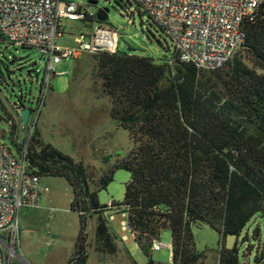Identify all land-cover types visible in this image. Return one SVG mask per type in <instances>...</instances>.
<instances>
[{"label": "trees", "instance_id": "1", "mask_svg": "<svg viewBox=\"0 0 264 264\" xmlns=\"http://www.w3.org/2000/svg\"><path fill=\"white\" fill-rule=\"evenodd\" d=\"M129 1L137 14H146ZM244 30L243 56L233 55L214 71L182 63L176 53L163 62L119 51L91 55L100 81L96 90L109 100L110 117L134 141L128 156L96 181L82 162L43 143L36 133L18 143L13 120V147L6 146L15 158L40 177H65L72 188L71 210L80 217V231L68 264H86V223L94 215L96 250L116 254L108 207L99 203L98 191L108 187L117 169L128 171L130 180L123 203L112 205L128 212L130 232L149 258L147 264H162L151 252L166 230L172 244L169 264H207V256L196 248L197 225L220 235L218 264H244L239 244L231 250L225 245L228 235L239 241L252 218L264 216V5ZM0 40H5L1 34ZM42 89L43 84L41 95ZM15 108L22 123L18 111L25 105Z\"/></svg>", "mask_w": 264, "mask_h": 264}, {"label": "rangeland", "instance_id": "2", "mask_svg": "<svg viewBox=\"0 0 264 264\" xmlns=\"http://www.w3.org/2000/svg\"><path fill=\"white\" fill-rule=\"evenodd\" d=\"M97 1V5H89ZM83 6L84 10L97 13L98 9L108 10V20L102 25L117 32L118 51L139 57H150L156 61H171L175 50L171 40L163 31L152 24L146 14H137L136 6L129 0H61ZM129 8L134 15H129ZM132 21L130 24L129 21ZM65 36L62 45L85 40L93 28L92 23L65 20ZM242 55L241 49L236 51ZM234 54V55H235ZM47 56L37 49L17 48L7 40H0V130L5 145L13 147L11 130L16 123L15 140L27 143L37 134L40 141L50 144L76 162H82L96 181L102 174L124 160L134 149L130 133L110 117L109 100L100 96L97 80V65L88 54L79 60L70 58L61 61L51 75L47 90L43 89V103L37 125L30 134L31 125L24 127L15 106L21 102L34 108L41 96ZM9 117V119H8ZM130 173L117 169L112 182L106 189L98 191L101 205L123 203L125 187ZM42 194L39 209L23 208L19 212V257L14 255L13 264H68L75 251L80 231V217L71 210L73 191L65 177H40ZM108 227L114 234L116 254L101 253L95 246L96 215L87 219L86 233L90 246L87 248L86 264H147L146 257L136 245L130 231L123 230L126 217L122 206L107 211ZM259 230V236L255 231ZM196 248L207 256V264H218L220 235L206 225L193 228ZM246 237V239H245ZM158 242L171 245V233L162 232ZM240 242V243H239ZM240 260L244 264H264V216L257 214L245 227L239 241ZM156 263H171V250L163 248L152 251Z\"/></svg>", "mask_w": 264, "mask_h": 264}, {"label": "built area", "instance_id": "3", "mask_svg": "<svg viewBox=\"0 0 264 264\" xmlns=\"http://www.w3.org/2000/svg\"><path fill=\"white\" fill-rule=\"evenodd\" d=\"M170 38L180 62L197 69L214 71L224 67L246 40L245 24L256 19L264 0H134ZM61 0H0V34L15 47L37 49L47 56L43 90L56 66L63 60L79 59L84 54L116 53L119 36L103 27L96 13L83 6ZM65 20H90L94 25L88 40L63 46ZM129 23H132L130 20ZM41 97L43 98V92ZM42 101L31 108L30 134L37 125ZM44 190L40 176L28 170L0 142V264H13L19 257V212L39 208ZM112 203L107 211H113ZM123 230L130 231L129 214ZM106 218L112 219L106 212ZM172 246L154 242L152 251Z\"/></svg>", "mask_w": 264, "mask_h": 264}, {"label": "water", "instance_id": "4", "mask_svg": "<svg viewBox=\"0 0 264 264\" xmlns=\"http://www.w3.org/2000/svg\"><path fill=\"white\" fill-rule=\"evenodd\" d=\"M97 1H89V5L96 6ZM96 19L98 22L105 23L108 20V10L107 9H98L96 13ZM18 114L22 120V124L24 127L28 125L29 118L31 115V109L28 107L22 108L18 111ZM4 138V132L0 130V140ZM237 236L236 235H228L226 239V249L231 250L235 247Z\"/></svg>", "mask_w": 264, "mask_h": 264}, {"label": "crops", "instance_id": "5", "mask_svg": "<svg viewBox=\"0 0 264 264\" xmlns=\"http://www.w3.org/2000/svg\"><path fill=\"white\" fill-rule=\"evenodd\" d=\"M92 32V31H91ZM91 32L88 34V35H86V38H88L89 36H90V34H91ZM63 40H61L59 43H61ZM76 42H78V41H75V42H73L72 44H70V45H63V46H73ZM62 45V44H61ZM89 55V54H88ZM91 56V55H90ZM81 58V57H80ZM79 58V59H80ZM79 59H77V60H79ZM41 202H42V198H41ZM41 202H40V207H41ZM39 207V208H40ZM39 208H33V209H39Z\"/></svg>", "mask_w": 264, "mask_h": 264}, {"label": "clouds", "instance_id": "6", "mask_svg": "<svg viewBox=\"0 0 264 264\" xmlns=\"http://www.w3.org/2000/svg\"><path fill=\"white\" fill-rule=\"evenodd\" d=\"M31 109V108H30Z\"/></svg>", "mask_w": 264, "mask_h": 264}]
</instances>
